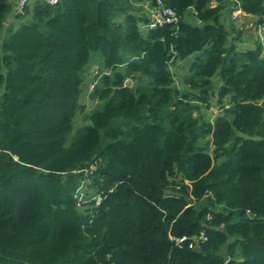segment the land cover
I'll use <instances>...</instances> for the list:
<instances>
[{"label": "trees", "instance_id": "1", "mask_svg": "<svg viewBox=\"0 0 264 264\" xmlns=\"http://www.w3.org/2000/svg\"><path fill=\"white\" fill-rule=\"evenodd\" d=\"M156 1L175 21L149 28L138 13ZM226 1L32 0L12 16L0 38V264H264V0H236L262 28L245 51L219 22ZM10 13L0 0V33ZM94 52L97 106L68 141ZM189 56L198 96L172 87L170 64ZM214 77L226 106L200 122L188 99L208 103ZM201 231L196 248L174 243Z\"/></svg>", "mask_w": 264, "mask_h": 264}, {"label": "rangeland", "instance_id": "2", "mask_svg": "<svg viewBox=\"0 0 264 264\" xmlns=\"http://www.w3.org/2000/svg\"><path fill=\"white\" fill-rule=\"evenodd\" d=\"M227 11H228L227 8H223L221 10L220 16H219V22L228 35L229 44L233 45L237 51H245L247 49H252L254 47V44L256 43L257 38L259 37L261 33V30L259 29L260 27H256L254 30L250 32V34L248 35V40H247V35H245V37H242V33L239 30H238L240 33L239 35L236 33V34H233V36H230L232 31L228 32L230 25H229V21L226 18ZM142 12H144L147 15L146 18H148L149 21L152 20L151 15L143 9L140 13H138V15H143ZM185 15H186V21L190 25L192 26L200 25V23L196 20V18L193 15H191L190 10H187ZM16 25H17V22L13 25V28L16 27ZM5 36H6V33L4 31L0 33L1 39L4 38ZM193 57L194 56H189L183 60H174L169 66V70L173 76L172 87L175 88L178 91V93L181 95L194 94L198 96V93H199L197 90H192V88L189 86L187 82L188 79H186L190 75L189 74L190 70L188 67ZM100 66H101L100 54L98 52L91 53L90 59L85 65L82 75H81L82 76V84L80 87L81 94H80L78 102H79V106L82 109L76 113L74 119L72 120V130L67 138L68 141L73 138L74 131L77 128H79L82 125L87 124V122L84 120V116L97 106V102L90 99L89 93L92 91L90 86L93 85V82H92L93 76L95 73L99 72ZM126 81H127V86H132V82L129 79H127ZM219 84H220L219 79L217 77H214L212 79V85H213L211 89L212 91L207 93L208 103L206 104L201 103L198 100L189 97L188 103L191 105L197 106V108L193 110V112L199 118L200 122H204V123L212 122L213 119L217 115L221 114V108L223 106H226L225 98L222 99L220 103H218L217 86ZM189 96H192V95H189ZM163 115L164 114H162V117ZM208 152L209 154H211L210 148ZM83 188L84 187L81 188V191L83 190ZM84 192L90 193V189L87 188L84 190Z\"/></svg>", "mask_w": 264, "mask_h": 264}, {"label": "built area", "instance_id": "3", "mask_svg": "<svg viewBox=\"0 0 264 264\" xmlns=\"http://www.w3.org/2000/svg\"><path fill=\"white\" fill-rule=\"evenodd\" d=\"M7 1L11 6V13H10L11 16L22 17L24 15L25 7L32 0H7ZM39 1L45 4H48V5H55L57 0H39ZM227 1L232 4V7L229 13L230 20H232L233 22H237L241 18L246 16L245 14L242 13L236 0H227ZM143 7L145 9L147 8L146 5H144ZM155 8L156 9L151 13L152 20L149 23V28L158 27V26H161L163 23H169V22L175 21L172 12L168 8L162 6L160 1H156ZM259 29L262 30L261 27ZM90 88H92V85L90 86ZM184 184L186 183L184 182ZM174 188L177 191L180 189V186L176 185L174 186ZM205 194L209 195L207 192ZM189 198L191 199L190 196ZM246 215H249L248 212H246ZM206 219H208V216H206ZM205 241H206V235L204 234L203 231H201L198 234L193 235L189 238L184 237V236L179 237L174 240V243L179 248L185 247L186 249L191 250L193 248H196L198 245L204 243Z\"/></svg>", "mask_w": 264, "mask_h": 264}, {"label": "crops", "instance_id": "4", "mask_svg": "<svg viewBox=\"0 0 264 264\" xmlns=\"http://www.w3.org/2000/svg\"><path fill=\"white\" fill-rule=\"evenodd\" d=\"M213 5V3H211ZM231 8V6H230ZM226 18L229 21V25L230 28L228 29L229 31H232V33L230 34V36H233V34H240L239 31L242 33V37H245V35H247V40H248V35L250 34V32L252 30H254L256 28L255 26V20L249 18L248 16H244L243 18H241L239 21L237 22H233L232 20H230L229 17V12H226ZM16 23V21L13 19V17L10 15L6 21H5V25L3 26V29L1 30V32H3L5 30V26L7 24H11L14 25ZM239 30V31H238ZM5 32V31H4ZM229 34V33H228ZM1 38V37H0ZM238 39V38H237ZM231 41V39H230Z\"/></svg>", "mask_w": 264, "mask_h": 264}, {"label": "water", "instance_id": "5", "mask_svg": "<svg viewBox=\"0 0 264 264\" xmlns=\"http://www.w3.org/2000/svg\"><path fill=\"white\" fill-rule=\"evenodd\" d=\"M124 86H127V81L124 82Z\"/></svg>", "mask_w": 264, "mask_h": 264}]
</instances>
